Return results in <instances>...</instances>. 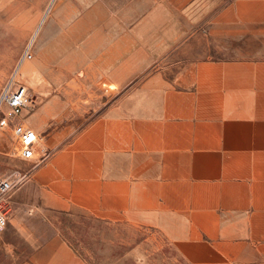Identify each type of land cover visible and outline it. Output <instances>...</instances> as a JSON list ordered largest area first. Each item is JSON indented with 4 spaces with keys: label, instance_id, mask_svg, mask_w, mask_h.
Masks as SVG:
<instances>
[{
    "label": "crops",
    "instance_id": "crops-1",
    "mask_svg": "<svg viewBox=\"0 0 264 264\" xmlns=\"http://www.w3.org/2000/svg\"><path fill=\"white\" fill-rule=\"evenodd\" d=\"M71 1L30 65L51 154L17 153L9 264H92L64 214L143 228L173 264H264V0Z\"/></svg>",
    "mask_w": 264,
    "mask_h": 264
},
{
    "label": "rangeland",
    "instance_id": "rangeland-1",
    "mask_svg": "<svg viewBox=\"0 0 264 264\" xmlns=\"http://www.w3.org/2000/svg\"><path fill=\"white\" fill-rule=\"evenodd\" d=\"M52 1L54 0H0V98L9 87L18 84L29 86L30 65L38 52L40 35L53 9L62 10L64 14L72 12L70 10L74 7V1L56 0L53 4ZM73 19L75 17H71ZM28 51L32 56L22 62ZM25 63L26 67L23 69ZM33 92L30 91L31 105L21 116L29 124L32 113L41 105L52 101L51 97L38 96ZM103 98L106 100L107 96L86 97L85 100L88 101L81 102L89 105L91 112H94L93 110L103 105ZM41 146L43 147L42 142ZM19 147L20 143L11 130L0 129V177L15 179L21 166L17 155ZM8 208L10 216L13 212L10 204ZM63 217L64 234L92 264L174 263L173 257L168 256L169 252L158 249V243H152L143 228L114 226L81 214H64ZM3 243L0 244V264H9L10 257H7Z\"/></svg>",
    "mask_w": 264,
    "mask_h": 264
},
{
    "label": "built area",
    "instance_id": "built-area-1",
    "mask_svg": "<svg viewBox=\"0 0 264 264\" xmlns=\"http://www.w3.org/2000/svg\"><path fill=\"white\" fill-rule=\"evenodd\" d=\"M55 2L56 0L52 1V4ZM31 56L29 51L26 52L22 62ZM31 102L32 96L25 84L7 88L0 98V129L11 130L17 137L20 143L18 150L20 156L25 159H37L40 163L47 160L51 152L41 146V134L21 119L24 110L31 105ZM23 179L24 175L14 180L0 177V232L7 227L9 222L10 194Z\"/></svg>",
    "mask_w": 264,
    "mask_h": 264
},
{
    "label": "bare ground",
    "instance_id": "bare-ground-1",
    "mask_svg": "<svg viewBox=\"0 0 264 264\" xmlns=\"http://www.w3.org/2000/svg\"><path fill=\"white\" fill-rule=\"evenodd\" d=\"M18 26H19V24H18ZM0 62L2 63V60H1V58H0Z\"/></svg>",
    "mask_w": 264,
    "mask_h": 264
}]
</instances>
